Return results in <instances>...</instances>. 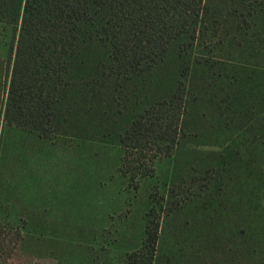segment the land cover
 <instances>
[{
	"label": "trees",
	"instance_id": "obj_1",
	"mask_svg": "<svg viewBox=\"0 0 264 264\" xmlns=\"http://www.w3.org/2000/svg\"><path fill=\"white\" fill-rule=\"evenodd\" d=\"M0 23L18 32L7 129L117 147L128 181L152 174L147 157H172L187 142L203 155L144 216L122 264L242 263L251 225L237 226L239 242L203 240L208 248L193 243L189 256L172 236L189 231V214L207 216L226 175L242 190L234 164L264 145V0H0ZM1 221L0 252L15 237L16 249L22 233ZM175 253L184 262L172 263Z\"/></svg>",
	"mask_w": 264,
	"mask_h": 264
},
{
	"label": "rangeland",
	"instance_id": "obj_2",
	"mask_svg": "<svg viewBox=\"0 0 264 264\" xmlns=\"http://www.w3.org/2000/svg\"><path fill=\"white\" fill-rule=\"evenodd\" d=\"M17 36L14 26L0 23L1 173L8 194L0 202V217L4 228L11 226L14 234L20 231L23 236L16 249V237L4 240L0 264H122L133 236L139 239L144 216L161 202L162 194L178 177L190 176L189 170L199 167L203 155H197L187 142L172 157L154 163L147 157L142 165L152 166V174L143 179L139 171L128 181L117 147L70 137L39 141L28 133L7 129L3 114ZM234 169L243 189L226 175L224 190H219V196L216 190L211 194L217 202L206 209L207 216L189 214V231L172 237L178 249L187 245L189 256L193 243L199 244L198 251L208 248L201 244L203 240L226 246L239 242L237 226L245 223L252 229L242 239L247 254L241 264H264V145L238 158ZM36 229L47 231L45 239L33 234ZM180 256L184 254L175 253L171 262H184L186 257ZM241 256L243 252L237 251L235 261ZM190 260L203 262L197 257Z\"/></svg>",
	"mask_w": 264,
	"mask_h": 264
}]
</instances>
